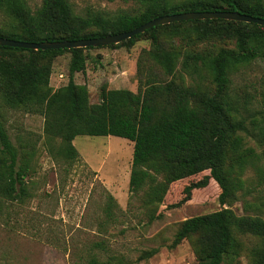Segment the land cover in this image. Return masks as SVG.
<instances>
[{
  "label": "trees",
  "instance_id": "16d2710c",
  "mask_svg": "<svg viewBox=\"0 0 264 264\" xmlns=\"http://www.w3.org/2000/svg\"><path fill=\"white\" fill-rule=\"evenodd\" d=\"M137 2L139 11L112 15L91 9L78 13L71 0H42L35 10L27 0H0V10L11 20L9 28L0 27V36L27 42L100 38L131 31L159 16L191 11L228 10L264 18V0ZM176 38L187 44L184 50ZM141 39H150L152 47L137 61V91L104 84L101 102L93 105L88 84L75 80L77 73L87 70L86 51L132 47ZM215 41L234 45L202 48ZM65 53L71 54L69 81L54 88V62ZM257 59L264 60V26L225 19L159 25L99 47L33 50L0 45V210L4 203L31 196L32 154L13 141L3 112L6 107L44 116V133L57 161L72 163L79 156L77 136L112 135L134 142L130 190L140 195L150 221L174 184L203 172L209 174L186 185L176 206L191 201L194 190L206 188L211 179L221 190L220 203L235 204L239 192L246 190L244 176L250 168L264 189V103L252 107L251 100L233 87V75ZM109 199L110 216L118 205L111 194ZM184 240L190 242L198 264H236L242 256L248 264H264L260 214L238 215L223 207L187 218L178 225L169 247ZM157 252V248L145 251L141 258ZM111 263L128 264L115 257L106 262L97 254L88 264Z\"/></svg>",
  "mask_w": 264,
  "mask_h": 264
},
{
  "label": "rangeland",
  "instance_id": "374dc122",
  "mask_svg": "<svg viewBox=\"0 0 264 264\" xmlns=\"http://www.w3.org/2000/svg\"><path fill=\"white\" fill-rule=\"evenodd\" d=\"M27 1L33 10L42 4V0ZM71 2L78 13L91 9L113 15L140 9L137 0ZM10 26V18L0 10V27ZM176 45L183 50L187 46L181 38H176ZM233 45L231 41H215L206 42L202 48ZM151 47L150 39H141L132 47L88 49L87 70L77 73L75 80L88 84L93 105L101 102L104 84L111 89L137 91V61ZM70 61L69 53L56 58L51 77L54 88L68 83ZM233 76L234 92L248 97L252 107H261L264 60L257 59ZM3 112L13 141L22 143L32 160L28 187L31 196L1 206L0 264H88L95 254L106 262L115 257L124 258L128 264H198L188 240L176 248L169 247L180 222L223 207H231L238 215L264 216V189L250 168L244 176L246 190L239 192L240 200L235 204L220 203L221 190L211 179L206 188L194 190L191 201L175 205L183 198L184 187L202 180L207 171L174 184L157 217L150 221L140 195L130 190L134 142L116 136H77L74 145L79 156L72 163L57 161L44 133V116L7 107ZM250 144L255 145L252 141ZM110 194L118 206L109 216L106 207ZM97 243L105 247L101 250ZM154 248L158 249L154 256L141 258L143 252ZM236 264H248L247 257L242 256Z\"/></svg>",
  "mask_w": 264,
  "mask_h": 264
},
{
  "label": "water",
  "instance_id": "95a60500",
  "mask_svg": "<svg viewBox=\"0 0 264 264\" xmlns=\"http://www.w3.org/2000/svg\"><path fill=\"white\" fill-rule=\"evenodd\" d=\"M205 20V19H225L234 20L247 23H257L264 26V18L254 17L248 14H243L238 11H191L177 14H170L159 16L143 25L119 34L108 35L100 38L79 39V40H64V41H45V42H27L21 40H14L0 36L1 46H10L18 48H28L33 50H47V49H72V48H87L99 47L112 44H118L124 40L130 39L137 34L144 33L148 29L155 26L170 24L173 22L187 21V20Z\"/></svg>",
  "mask_w": 264,
  "mask_h": 264
},
{
  "label": "built area",
  "instance_id": "2783aa9c",
  "mask_svg": "<svg viewBox=\"0 0 264 264\" xmlns=\"http://www.w3.org/2000/svg\"><path fill=\"white\" fill-rule=\"evenodd\" d=\"M60 77L63 78V74H61Z\"/></svg>",
  "mask_w": 264,
  "mask_h": 264
},
{
  "label": "crops",
  "instance_id": "0c3cea01",
  "mask_svg": "<svg viewBox=\"0 0 264 264\" xmlns=\"http://www.w3.org/2000/svg\"><path fill=\"white\" fill-rule=\"evenodd\" d=\"M132 91H136L135 89H131ZM112 136V135H111ZM76 139V138H75Z\"/></svg>",
  "mask_w": 264,
  "mask_h": 264
}]
</instances>
